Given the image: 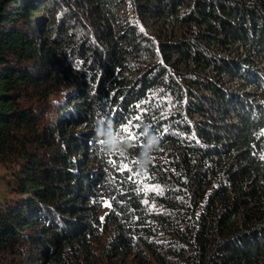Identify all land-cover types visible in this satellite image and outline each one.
<instances>
[{"label": "trees", "instance_id": "trees-1", "mask_svg": "<svg viewBox=\"0 0 264 264\" xmlns=\"http://www.w3.org/2000/svg\"><path fill=\"white\" fill-rule=\"evenodd\" d=\"M263 129L264 0H0V264H264Z\"/></svg>", "mask_w": 264, "mask_h": 264}, {"label": "clouds", "instance_id": "clouds-1", "mask_svg": "<svg viewBox=\"0 0 264 264\" xmlns=\"http://www.w3.org/2000/svg\"><path fill=\"white\" fill-rule=\"evenodd\" d=\"M103 143H104L106 152L116 153L119 151L115 135L113 134V132L111 130H109L106 133V138L103 141ZM156 143H157V141L155 140V138L150 139L149 140V147H151L152 145H154ZM141 157H143V159H141ZM141 157H138L137 159L140 160L142 163H145V164L149 163V161L147 160L146 154L144 152L141 153Z\"/></svg>", "mask_w": 264, "mask_h": 264}, {"label": "rangeland", "instance_id": "rangeland-1", "mask_svg": "<svg viewBox=\"0 0 264 264\" xmlns=\"http://www.w3.org/2000/svg\"><path fill=\"white\" fill-rule=\"evenodd\" d=\"M264 134V129H263ZM263 155H264V147H263ZM9 171L7 168L0 165V202L4 197L10 196V192L7 188L6 180H9Z\"/></svg>", "mask_w": 264, "mask_h": 264}, {"label": "snow or ice", "instance_id": "snow-or-ice-1", "mask_svg": "<svg viewBox=\"0 0 264 264\" xmlns=\"http://www.w3.org/2000/svg\"><path fill=\"white\" fill-rule=\"evenodd\" d=\"M130 127H131V122H130L129 126H126L121 130V133L125 134L124 135L125 139H132V138H134V136H136L135 133L130 131ZM121 133H117V136L121 135ZM122 168H127V165L126 164L122 165Z\"/></svg>", "mask_w": 264, "mask_h": 264}]
</instances>
